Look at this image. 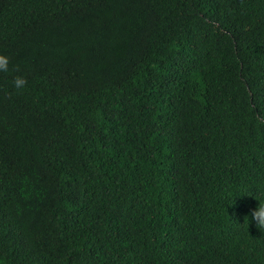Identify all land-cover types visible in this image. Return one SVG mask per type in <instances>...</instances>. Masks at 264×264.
<instances>
[{"label": "trees", "instance_id": "16d2710c", "mask_svg": "<svg viewBox=\"0 0 264 264\" xmlns=\"http://www.w3.org/2000/svg\"><path fill=\"white\" fill-rule=\"evenodd\" d=\"M0 54V264H264V0H0Z\"/></svg>", "mask_w": 264, "mask_h": 264}, {"label": "clouds", "instance_id": "9594fccd", "mask_svg": "<svg viewBox=\"0 0 264 264\" xmlns=\"http://www.w3.org/2000/svg\"><path fill=\"white\" fill-rule=\"evenodd\" d=\"M9 63V58L0 54V73H7L9 71ZM27 83V79L23 76H16L12 81L13 88L17 91L23 90ZM247 218L245 217V219ZM250 220L254 222L256 229L264 236V203H258L255 209L250 212Z\"/></svg>", "mask_w": 264, "mask_h": 264}]
</instances>
